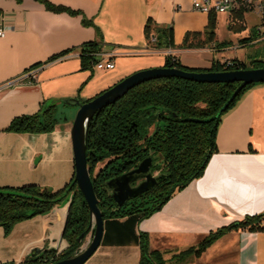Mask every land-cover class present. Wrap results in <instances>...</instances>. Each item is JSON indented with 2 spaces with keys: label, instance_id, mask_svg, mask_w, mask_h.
<instances>
[{
  "label": "crops",
  "instance_id": "0c3cea01",
  "mask_svg": "<svg viewBox=\"0 0 264 264\" xmlns=\"http://www.w3.org/2000/svg\"><path fill=\"white\" fill-rule=\"evenodd\" d=\"M47 1L92 20L102 36V53L112 55L114 67L93 68L92 73L80 69L78 47L98 39L92 27L82 26L80 16L48 12L34 0H0V15L12 28L0 38V188L36 185L56 192L72 180L70 131L77 109L61 101L92 99L135 72L163 67L166 55L195 69H209L213 61L247 62L246 53L225 57L224 51L239 52L260 41L257 27L246 26L247 13L238 32L228 29V14H215V42L223 47L178 48L187 32L207 26L208 14L195 11L194 0ZM148 18L172 28L176 48L156 51L148 46L143 33ZM248 37L252 40L241 41ZM66 50L71 51L50 60ZM36 64L40 69L34 83L21 77ZM45 100L60 101L52 132H4L13 118L36 113ZM215 143L216 153L203 175L158 212L143 220L129 216L103 221L99 247L84 264H139L140 232L148 235L149 249L172 264L174 255L195 247L210 232L252 216H262L261 231L229 232L183 264H264V83L254 85L222 116ZM66 206L17 223L8 235L0 227V264H20L35 249L65 250L68 245L60 236Z\"/></svg>",
  "mask_w": 264,
  "mask_h": 264
},
{
  "label": "trees",
  "instance_id": "16d2710c",
  "mask_svg": "<svg viewBox=\"0 0 264 264\" xmlns=\"http://www.w3.org/2000/svg\"><path fill=\"white\" fill-rule=\"evenodd\" d=\"M34 1L51 13L80 16L82 26L95 30L98 39L78 47L80 69L92 73L93 66L102 53L99 28L80 11L55 5L47 0ZM242 15V12L233 15L240 23L235 30L237 32L244 29ZM215 28L216 15L209 12L205 29L202 32H187L178 48L223 47L225 44L215 42ZM143 33L152 50L176 48L170 26H158L148 18ZM151 37L155 38L154 43L150 42ZM251 40L248 37L241 41ZM70 51L66 50L50 60ZM37 66L39 64L32 68ZM163 67L186 72H223L264 68V62L251 59L247 65L237 59L222 63L213 61L209 69H195L184 67L175 57L166 55ZM254 85L256 84L245 86L227 109L214 120L210 119L229 100L239 83L206 84L172 77L160 78L132 88L116 102L98 110L87 129L86 162L103 221L129 216H136L139 220L147 219L158 212L176 192L200 178L210 157L216 153L215 138L222 116ZM58 101L45 100L36 113L13 118L4 132L34 135L52 132L58 124ZM147 157L152 158L151 172L165 174L166 180L117 207L105 182L135 168ZM98 165L101 168L95 173ZM68 202L70 205L63 234L68 245L66 249L58 255L54 250H46L37 257H27L20 264H51L76 254L81 245L77 241L79 236L84 235V239L90 229L89 211L74 182V176L63 189L56 192L36 185L0 188V227L4 235H8L17 223L48 214L54 207ZM261 221L262 216L246 217L210 232L195 247L174 255L172 264H183L191 256L199 258L210 245L229 232L261 231ZM139 248V264H166L161 253L149 249L148 235L144 232L139 233Z\"/></svg>",
  "mask_w": 264,
  "mask_h": 264
},
{
  "label": "water",
  "instance_id": "95a60500",
  "mask_svg": "<svg viewBox=\"0 0 264 264\" xmlns=\"http://www.w3.org/2000/svg\"><path fill=\"white\" fill-rule=\"evenodd\" d=\"M168 77L206 84L239 83V86L233 92L229 100L220 108L215 116L210 119L214 120L227 109L229 104L245 86L264 83V68L223 72H186L176 68L156 67L141 70L123 78L88 102L82 103L77 99L61 101L65 105L77 109L70 131L74 156V182L78 191L82 194L89 211L90 229L86 235L88 237V242L85 246L80 245L77 253L73 256L51 264H84L97 250L101 242L103 219L98 208V200L94 193L86 162L87 129L93 115L98 110L116 102L132 88L150 80ZM58 103H60V101H58L57 104ZM151 165L152 158L147 157L139 162L135 168L105 182V187L107 191H109L117 207L123 206L129 200L138 197L166 180L167 176L165 174L154 176L150 170ZM66 204L67 217L70 203L68 202ZM65 222L60 236L61 240L63 239L65 231ZM83 236L84 235L79 236L77 240L78 243L82 242ZM44 251L46 250L39 252V250L35 249L31 252L30 256L37 257ZM56 254L58 255L60 252H56Z\"/></svg>",
  "mask_w": 264,
  "mask_h": 264
},
{
  "label": "built area",
  "instance_id": "2783aa9c",
  "mask_svg": "<svg viewBox=\"0 0 264 264\" xmlns=\"http://www.w3.org/2000/svg\"><path fill=\"white\" fill-rule=\"evenodd\" d=\"M192 8L195 11L207 14L209 12H213L215 14H228L230 16V22L234 20L233 15L236 13H254L260 19L263 26H258L256 28V33L260 39H264V0H215L213 2H210L209 0H194L192 2ZM4 21L5 17L0 15V38H4L12 29L10 26L6 25ZM230 25L232 26V23ZM150 42L154 43L155 38L151 37ZM99 55L102 58L98 59L93 68L99 71L111 70L114 67L113 61L110 59L112 55L104 53ZM39 69V66L31 68L21 77L26 79L28 78L31 83H34Z\"/></svg>",
  "mask_w": 264,
  "mask_h": 264
},
{
  "label": "rangeland",
  "instance_id": "374dc122",
  "mask_svg": "<svg viewBox=\"0 0 264 264\" xmlns=\"http://www.w3.org/2000/svg\"><path fill=\"white\" fill-rule=\"evenodd\" d=\"M231 23L233 25L232 28L230 26ZM245 23H246V26L248 28H251V29L252 28L255 29V27H258V26L263 27L260 19L254 13H251V12H248L246 14ZM227 26H228V29H230V30H233V29L236 30V28L240 26V23L238 20L234 19V20H232V22L229 21ZM220 36H224L223 33H220ZM239 50H241V51L238 52L236 50L234 51L232 49H230V50L227 49L224 51V55H225V57H234V55L236 53L242 52V53H246V55H249V56H246V58L248 59L246 62L247 65H249V61L251 59H259L262 62H264V39H260V41L258 43H255L254 46H252V47L247 46V47H245L243 49H239ZM68 109L74 110V108H68ZM100 168H101V165H98L95 169V173H97V171ZM153 174H154V176H157V175H159V172H154ZM86 238H87V236L82 240L81 246H85L87 244L88 240L86 241Z\"/></svg>",
  "mask_w": 264,
  "mask_h": 264
},
{
  "label": "flooded vegetation",
  "instance_id": "af4514ba",
  "mask_svg": "<svg viewBox=\"0 0 264 264\" xmlns=\"http://www.w3.org/2000/svg\"><path fill=\"white\" fill-rule=\"evenodd\" d=\"M134 185V184H133Z\"/></svg>",
  "mask_w": 264,
  "mask_h": 264
}]
</instances>
